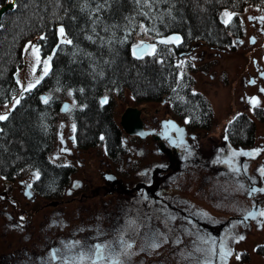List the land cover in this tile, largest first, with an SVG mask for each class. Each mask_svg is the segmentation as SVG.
I'll return each mask as SVG.
<instances>
[{"label":"trees","instance_id":"1","mask_svg":"<svg viewBox=\"0 0 264 264\" xmlns=\"http://www.w3.org/2000/svg\"><path fill=\"white\" fill-rule=\"evenodd\" d=\"M8 3L13 8L4 13L0 26V105L20 98L0 120V176L39 172L49 198L71 173L49 159L63 113V93H70L75 105L71 114L80 148L107 141L113 155L110 143L116 142L115 149L120 146L124 132L110 115L112 101L103 103V97L121 96L126 90L136 105L166 98L192 128L208 130L213 109L202 93L194 91L197 69L182 62L183 54L197 43L234 49L244 35L239 12L250 7L264 13V0H0V8ZM224 10L234 14L230 23L220 19ZM140 29L151 42L173 34L181 40L155 42L153 54L137 58L132 47ZM29 36L42 57L51 61L43 78L21 93L16 76L22 60L18 46ZM253 111L264 121L262 108ZM254 132V121L240 114L228 123L223 140L233 149L252 147ZM36 185L40 188L41 181ZM219 226L222 234L226 224ZM257 253L264 256V246Z\"/></svg>","mask_w":264,"mask_h":264},{"label":"flooded vegetation","instance_id":"2","mask_svg":"<svg viewBox=\"0 0 264 264\" xmlns=\"http://www.w3.org/2000/svg\"><path fill=\"white\" fill-rule=\"evenodd\" d=\"M128 107L141 111L147 136L125 132L116 149V142L110 143L114 148L111 155L107 141L80 148L73 122V146L55 163L71 173L68 181L54 190L53 198L47 196L39 172H20L8 179L0 176V199H6L8 208L15 207L5 226L18 229L24 237L12 249L13 242L9 246L3 242L7 252H0V264H122L142 239L157 255L161 237L171 245H177L179 237L184 241L191 237V247L197 246L203 257L214 261L220 256L219 219L200 207L198 189L189 187L197 179L187 177L186 170L220 168L221 164L231 167L233 162L238 167L244 154L238 156L236 149L224 143L229 157L219 162L220 146L212 142L210 129L192 128L166 98ZM39 181L40 188L36 185ZM181 184L186 186L179 188ZM17 193L24 197L23 204L15 197ZM107 198L117 202L106 213L114 215L113 219L104 220V209L92 216L90 203Z\"/></svg>","mask_w":264,"mask_h":264},{"label":"rangeland","instance_id":"3","mask_svg":"<svg viewBox=\"0 0 264 264\" xmlns=\"http://www.w3.org/2000/svg\"><path fill=\"white\" fill-rule=\"evenodd\" d=\"M238 16L244 35L236 40L234 49H220L197 43L187 56L182 57L183 63L189 61L196 66L197 70L193 74L196 81L194 91L202 93L213 109L214 117L211 128L208 130L214 139L212 142L220 146L219 162L223 163L224 158L229 157L227 153L229 150L225 148L223 140L228 123L240 114H247L255 123L254 146L236 149L238 156L241 153L244 154L238 159V167H234L235 155L232 154L231 167L221 164L220 168L192 167L186 170L187 177L197 179L196 183L189 187L198 189L197 198L198 201L201 200L198 203L200 207L212 218H218L220 224H226L221 229L224 237L228 234L225 238L221 234V255L214 261L210 260V257H203L202 251L197 246L191 247L193 242L191 237L185 241L179 237L177 245H171L169 241L161 237V245L155 253L157 255H153L155 250L151 249V244H147L146 240L142 239L136 248H132L125 256L122 264H264V256L257 253V248L264 246V216L260 215L264 212V175L261 173L264 169V121L259 120L253 111L255 107L264 110V13L249 7L239 12ZM233 17V12L227 10L220 14V19L225 24L230 23ZM58 33L63 40L64 33L61 35L60 29ZM143 34L144 31L140 29L132 47L133 52L138 56L153 54L156 48L155 42L177 44L181 40V36L173 34L151 42ZM24 42L18 46V50L22 51V60L16 72L21 93L33 88L43 78L51 61L50 57H42L40 48L31 36L26 37ZM128 92L129 90H126L121 96L109 94L103 97V103L112 101L110 115L119 124L128 106L136 105ZM47 96V94L44 95V99ZM19 98L20 95L11 104L0 105V116H7L8 112L17 105ZM61 99L63 113L58 118L55 149L49 154V159L57 164L62 161L58 160V157L66 152L65 149L73 146L74 134V120L71 114L75 106L74 102L68 92L63 93ZM2 179L0 177V186ZM186 184L178 187L184 188ZM251 184L257 189H251ZM15 197L22 204L24 203L22 195L17 193ZM114 198L112 201H110L112 198H107L105 202L100 199L91 202L92 216L98 213V210L104 209L106 211L104 220L113 219L114 215L106 216V213L115 207L117 202ZM6 205V199L2 197L0 199V252H7L3 242L8 246L13 242L12 249L24 239L21 231L10 230L5 226L10 220L9 213L15 208H8ZM251 212H256V216L246 221L245 217ZM193 248L199 251L196 252ZM206 248L208 245H205L203 249L206 250Z\"/></svg>","mask_w":264,"mask_h":264},{"label":"water","instance_id":"4","mask_svg":"<svg viewBox=\"0 0 264 264\" xmlns=\"http://www.w3.org/2000/svg\"><path fill=\"white\" fill-rule=\"evenodd\" d=\"M12 8H13L12 3H8L7 5H4L0 8V26H1V21H2V17L4 13ZM132 53L137 58L143 57V56H138L137 54H135L133 50H132ZM140 114H141V111L138 110L137 108L128 107L123 113L120 123H121L122 128L127 134L138 135L144 138L147 136L148 132L143 130V125H142V121L140 118ZM255 216H256V212H251L249 215L245 217V220L249 221Z\"/></svg>","mask_w":264,"mask_h":264},{"label":"snow or ice","instance_id":"5","mask_svg":"<svg viewBox=\"0 0 264 264\" xmlns=\"http://www.w3.org/2000/svg\"><path fill=\"white\" fill-rule=\"evenodd\" d=\"M60 33H61V35H63V33H64L63 28L60 29ZM68 43H71V41H68ZM45 102H47V101H45ZM253 103H255V101H253ZM6 118H7L6 116H0V120L6 119ZM261 173H262V175H264V169L261 170ZM260 215L264 216V212L260 213ZM240 239H243V237H240ZM97 251L98 252L100 251V246H97Z\"/></svg>","mask_w":264,"mask_h":264}]
</instances>
